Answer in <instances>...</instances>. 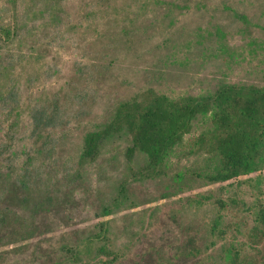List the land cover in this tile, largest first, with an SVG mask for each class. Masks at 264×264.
<instances>
[{
    "label": "rangeland",
    "instance_id": "1",
    "mask_svg": "<svg viewBox=\"0 0 264 264\" xmlns=\"http://www.w3.org/2000/svg\"><path fill=\"white\" fill-rule=\"evenodd\" d=\"M0 25L11 32L0 41V264H102L85 244L103 206L116 264H219L228 242L244 243L264 164L211 181L218 156L196 143L209 114L152 176L143 153L127 161L125 130L93 160L80 152L147 87L177 97L264 85V0H0ZM41 107L55 119L36 133Z\"/></svg>",
    "mask_w": 264,
    "mask_h": 264
},
{
    "label": "trees",
    "instance_id": "2",
    "mask_svg": "<svg viewBox=\"0 0 264 264\" xmlns=\"http://www.w3.org/2000/svg\"><path fill=\"white\" fill-rule=\"evenodd\" d=\"M10 30L0 25V41L11 39ZM8 99L0 97V102ZM210 115L211 129L198 136L196 143L218 156V166L209 179L231 183L254 172L264 164V85L255 83L221 82L210 93L170 97L153 87L118 102L109 122L99 129L87 131L83 137L80 159L93 160L104 140L125 130L130 143L125 157L130 162L136 152L146 156L143 176L158 173L167 154L181 142L199 115ZM55 119L46 108L31 115L36 133ZM24 184V183H23ZM22 184V185H23ZM103 206L96 212L97 230L85 244L88 253L102 264H116L118 251L108 234L109 215ZM214 224L213 229L215 228ZM188 253L198 255L191 247ZM219 264H264V202L257 204L253 223L248 227L243 244L228 242Z\"/></svg>",
    "mask_w": 264,
    "mask_h": 264
}]
</instances>
